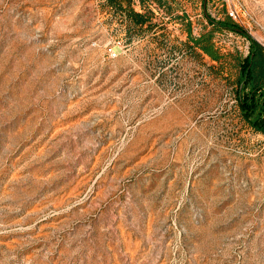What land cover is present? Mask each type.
I'll use <instances>...</instances> for the list:
<instances>
[{
    "label": "rangeland",
    "instance_id": "obj_1",
    "mask_svg": "<svg viewBox=\"0 0 264 264\" xmlns=\"http://www.w3.org/2000/svg\"><path fill=\"white\" fill-rule=\"evenodd\" d=\"M131 1L0 0V264H264V0Z\"/></svg>",
    "mask_w": 264,
    "mask_h": 264
},
{
    "label": "trees",
    "instance_id": "obj_2",
    "mask_svg": "<svg viewBox=\"0 0 264 264\" xmlns=\"http://www.w3.org/2000/svg\"><path fill=\"white\" fill-rule=\"evenodd\" d=\"M111 7L126 12L134 24L143 25L148 17L132 6L131 0H106ZM214 29H237L239 25L227 16L221 20H214L206 16ZM245 34L243 30H240ZM190 35L194 45L213 60L221 57L219 49L211 39V33L203 34L198 38ZM247 35V34H245ZM249 52L244 57L238 58V76L236 98L243 120L254 130L264 134V47L248 36Z\"/></svg>",
    "mask_w": 264,
    "mask_h": 264
},
{
    "label": "built area",
    "instance_id": "obj_3",
    "mask_svg": "<svg viewBox=\"0 0 264 264\" xmlns=\"http://www.w3.org/2000/svg\"><path fill=\"white\" fill-rule=\"evenodd\" d=\"M109 55H110L111 57L116 56V53H115V51H114L112 48H109Z\"/></svg>",
    "mask_w": 264,
    "mask_h": 264
}]
</instances>
